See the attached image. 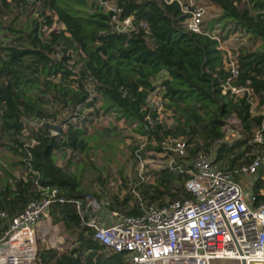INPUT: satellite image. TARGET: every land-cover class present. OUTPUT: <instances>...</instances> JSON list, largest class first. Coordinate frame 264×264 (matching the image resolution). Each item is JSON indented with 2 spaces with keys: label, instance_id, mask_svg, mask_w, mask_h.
Masks as SVG:
<instances>
[{
  "label": "trees",
  "instance_id": "obj_1",
  "mask_svg": "<svg viewBox=\"0 0 264 264\" xmlns=\"http://www.w3.org/2000/svg\"><path fill=\"white\" fill-rule=\"evenodd\" d=\"M106 1L120 9L121 17H132L133 25L128 33L112 30L110 14L102 6ZM37 2L39 14L49 21L51 16H45L44 11L53 12L57 23L64 26L63 31L48 38L40 36L39 23L28 15L29 4ZM210 2L218 9V17L203 28L207 34H194L186 29V16L177 1L12 0L8 3L0 0V211L13 216L27 202L40 197L34 186L35 178L27 175L26 182L21 178L25 170L22 148L28 138L21 134L24 119L34 116L62 122L74 117L78 108H94L96 102L88 100L87 86L101 102L95 116L112 114L115 121L135 124L134 134L152 135L156 142L166 136H183L190 144L191 157L221 139L223 120L234 115L241 123L245 139L237 141L235 146L221 143L217 154V159H226L231 168L243 151L249 150L245 144L253 128L264 124V116L251 117L244 99L235 102L228 94H221L225 80L233 77L225 66L223 52L216 49L211 38L213 25L217 24V29L225 35L243 30L252 39L253 48L237 50L239 75L231 84H248L261 106L264 104V0ZM2 17L11 20L4 23ZM140 22L148 25L151 38ZM55 47L62 53L57 59L51 56ZM74 69L78 70L76 74L72 73ZM162 73L165 77L159 87L165 118L158 123L156 113L146 107V100L156 89L155 79ZM86 121L83 118L82 124ZM107 131L89 133L83 125L69 127L56 136H50L44 127L31 131L38 142L31 150L32 167L39 173L38 184L55 187L67 198L97 196L95 192L88 194L81 186L79 174L70 171L71 159H65L62 167L56 165V153L64 157V152L70 150L93 169L87 159L91 150L106 151L101 139ZM235 148L238 150L234 152ZM131 152L134 158L133 148ZM15 171L19 177L13 174ZM176 180L165 170L154 184L138 181L135 188L149 202L162 204L164 196L174 200L183 191ZM124 186L129 188L125 181ZM121 190L120 187L114 197ZM128 200V195L124 196L118 207L123 208ZM51 215L55 222L63 224L74 242L60 255L43 253L41 257L46 264H126L123 254L110 251L92 239L91 232L80 223L71 207L55 206Z\"/></svg>",
  "mask_w": 264,
  "mask_h": 264
},
{
  "label": "built area",
  "instance_id": "obj_2",
  "mask_svg": "<svg viewBox=\"0 0 264 264\" xmlns=\"http://www.w3.org/2000/svg\"><path fill=\"white\" fill-rule=\"evenodd\" d=\"M172 1L178 2L186 16L184 25L189 32L207 34L203 30V6L192 3V0ZM38 6V2L29 4L28 15L39 23L40 36L48 38L63 31L64 26L57 23V16L46 10L44 15L51 16V20L46 21L39 14ZM102 6L110 14L109 24L114 32L128 33L132 29V17H121L120 9L113 2H102ZM139 25L151 38L148 25L142 22ZM236 35L241 39L249 37L243 30L237 31ZM211 38L216 43V49L223 52L225 66L235 78L239 75L237 51L233 56H227L218 38L213 34ZM51 56L57 59L62 53L55 47ZM77 72V69L72 70L74 74ZM233 78L225 80L221 94H228L235 102L244 99L249 105L251 117L264 116V104L259 106L256 93L248 84L232 85ZM73 85L76 86L74 82ZM86 91L89 101L95 99V107L78 108L74 117L62 125V132L69 127L83 125L88 130L92 126H87V121L82 124V119L91 118L93 110L101 103L90 86L86 87ZM146 105L156 113L155 120L161 123L165 109L159 86L149 94ZM146 120L150 122L148 117ZM47 121L51 124L60 122L34 116L24 119L21 134L28 138L22 148L24 154L21 161L25 170L21 178L26 182L27 175L34 177V186L40 197L27 202L13 216L0 212V220L3 221L0 227V264H46L41 257L43 253L60 255L72 246L74 239L51 215L55 206L71 207L80 223L91 232L92 239L110 251L123 254L126 264H264L263 123L253 128L245 144L249 150L243 151L231 168L226 159L218 160L217 154L221 143L235 146L245 139L241 123L234 115L223 120V137L215 144L198 150L192 157L189 154L190 144L183 136H166L156 142L152 135L135 134L140 140L133 146L138 181L154 184L162 171L167 170L177 179V186L182 185L183 191L179 192L177 199L164 196L162 204H159L143 197L135 188L138 181L129 186V190H121L118 197L100 193L97 196L67 198L61 196L55 187L40 186L36 179L39 173L31 164V150L38 145L31 131H37L40 127L38 122ZM123 126L132 132L136 127L124 122ZM47 130L50 136L58 135ZM148 144L151 147L147 148ZM237 150L235 148L234 152ZM64 154L71 161L79 159L70 150ZM146 160H150L152 168L156 169L154 174L142 171L144 166L141 162ZM13 174L19 177L18 172ZM117 185L121 182L118 181ZM114 193L117 194V188ZM126 195L129 197L127 205L119 208L120 200Z\"/></svg>",
  "mask_w": 264,
  "mask_h": 264
},
{
  "label": "rangeland",
  "instance_id": "obj_3",
  "mask_svg": "<svg viewBox=\"0 0 264 264\" xmlns=\"http://www.w3.org/2000/svg\"><path fill=\"white\" fill-rule=\"evenodd\" d=\"M192 3L204 7V27L210 23L212 24L214 19L218 17V9L211 4L210 0H192ZM9 20H11L10 17L3 18L4 23H7ZM217 26V24L213 25L215 29L213 30L212 34L218 38V41L220 42L221 47L227 56H233L241 47H254L253 41L250 39V37L241 39V37L236 34L225 35V32L222 33L219 29H217ZM3 42H5V40H3ZM256 44L258 45L259 43L256 41ZM163 77V73L159 74L155 79V85L159 86V83ZM98 117L100 118L98 119L99 122L95 123L96 126L102 131L108 130V134H104L101 139V144H103V147L106 151H103L100 148L90 151V157L87 160L93 164V169L84 161L83 157H79L78 160L71 161L70 171H75L77 174H79L81 186L89 192L88 194H92L91 192H95L97 194L109 193L112 195V197H114V195H116L114 193L116 188L117 191L120 190V187L124 191L129 189L125 188L124 181L125 184L131 186L139 179L135 168L136 160L134 156V158H132L131 149L133 146L139 143L140 140L137 136H135L130 128L126 126H123L121 129L117 128L118 125H116L114 118L112 119V114H99ZM96 120L97 119H95V116L91 115V118L88 117L87 119V126H89V124L94 125L93 123ZM112 125L116 126L112 129ZM92 127L94 130L95 127ZM93 130L91 127L88 128L89 133H91ZM2 153L10 155V153L6 150H2ZM58 156H60L59 152L56 153V164L58 166H62L66 156ZM141 163L144 166L142 171H146L144 174H154L156 169L152 168V163H150V160H146L145 162ZM16 172L17 171H15V174ZM98 175L99 177H97ZM118 181L121 182V185L119 186L117 185Z\"/></svg>",
  "mask_w": 264,
  "mask_h": 264
},
{
  "label": "water",
  "instance_id": "obj_4",
  "mask_svg": "<svg viewBox=\"0 0 264 264\" xmlns=\"http://www.w3.org/2000/svg\"><path fill=\"white\" fill-rule=\"evenodd\" d=\"M69 118L70 117L66 118L64 121L59 122L57 124H51L50 122L47 121V122H38L37 125L40 127L47 128V129L53 131L55 134H60L62 132V125L64 123H67L69 121Z\"/></svg>",
  "mask_w": 264,
  "mask_h": 264
},
{
  "label": "crops",
  "instance_id": "obj_5",
  "mask_svg": "<svg viewBox=\"0 0 264 264\" xmlns=\"http://www.w3.org/2000/svg\"><path fill=\"white\" fill-rule=\"evenodd\" d=\"M163 75H164V77H165V74L163 73ZM164 77H163V79H164ZM101 103V102H100ZM98 108H99V106H98ZM95 110H93V112H94ZM93 115V114H92ZM100 117H98L97 118V120H96V122L98 123L99 122V119ZM112 119H113V117H112ZM114 121V120H113ZM113 121H112V123H113ZM114 123H115V121H114ZM116 125H118V127L117 128H123V122L122 121H116ZM116 125H112L113 127H115ZM92 126H94L95 128H94V130H93V127ZM91 126V129L93 130V131H96V130H101V129H99V127H97L96 126V124H94V125H92ZM1 212V211H0ZM5 212V211H4ZM6 213V212H5ZM0 221H2V220H0ZM2 224H3V221H2ZM0 227H1V225H0Z\"/></svg>",
  "mask_w": 264,
  "mask_h": 264
}]
</instances>
